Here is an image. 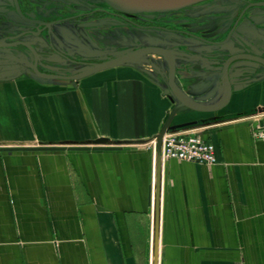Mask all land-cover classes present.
<instances>
[{"label":"crops","instance_id":"1","mask_svg":"<svg viewBox=\"0 0 264 264\" xmlns=\"http://www.w3.org/2000/svg\"><path fill=\"white\" fill-rule=\"evenodd\" d=\"M214 2L190 7L189 31L157 40L176 56L177 90L201 107L226 99L229 56H264V20L229 31L240 4ZM166 15L175 21L145 17ZM141 58L79 81L0 80V264H264V139L253 135L264 66L232 63L230 100L203 112L166 94L169 73ZM188 130L216 146L215 163L161 160L159 135Z\"/></svg>","mask_w":264,"mask_h":264},{"label":"rangeland","instance_id":"2","mask_svg":"<svg viewBox=\"0 0 264 264\" xmlns=\"http://www.w3.org/2000/svg\"><path fill=\"white\" fill-rule=\"evenodd\" d=\"M6 1L7 0H0V5H2L5 9L8 8L10 12L14 14L13 13L15 12L14 4L11 1H7V2ZM40 1L41 0H35L33 5V3L29 4V2L25 0L23 4L25 6L26 12H28L29 14H33V16L36 15L39 17H44V15L47 14V12L45 11H47L51 7L49 11V13H51V19L55 17L61 19V18H68L70 16L76 15L77 13L78 14L85 13L89 11L88 9L85 8L87 6L85 0H81V2H77V3L74 1L71 2L72 0H65V1L46 0V2L49 1L47 3L50 4L46 7V10L43 9L44 6L39 5ZM219 1L221 2L223 1L224 2L223 5L230 4V2H237L236 0H219ZM213 5H217V3L212 1L211 6ZM38 7H41V11H39ZM58 7L61 9H59ZM94 8L112 9L111 5L104 0H98L97 2H94ZM190 13H192V9L188 8V10L184 9L178 12H173L172 14L176 21V20H186V18H188L187 16H189ZM96 16H105V15L95 14L94 17ZM168 17L170 16L166 15L165 19L166 21L170 22ZM206 20H212V19H206ZM216 20L218 19H215V21ZM248 21L251 22V19ZM3 22L4 23L0 24V27L9 28L10 26L9 23L6 20ZM182 22L183 21H178V23H176L175 25L173 24L172 26L171 25L169 26L174 27L175 29H188L190 25L184 27ZM89 23H92V21ZM117 23L118 20L116 19L115 23L112 24L114 25L113 27L116 28V30L120 34H123L124 36L126 35L128 29L132 30L133 32L135 31L131 27H127V26L123 28H119ZM164 25H168V24H164ZM73 26H74L73 23L60 24L56 26L55 28L56 30L54 31L53 34L54 36L52 38L47 33L46 30H44L39 37L32 34L22 36L20 40L31 41L33 48L38 52L39 56H36V54L33 52L31 48H27L23 46L0 49V71L20 68L21 70H25L24 72H28L29 74H34L33 70L28 66L32 65L36 60H38L40 64L44 66L43 70L45 72L59 73V74H73L91 65L92 62L101 61L103 58L104 59L113 58L116 54L125 52L128 48L129 49L135 48L126 45L123 48H117V47L113 48L109 50L110 53H107L108 51L105 52V48H106L105 44L100 40L102 38H98L96 35H93V43H97V45L92 44L88 39L83 40V42L82 40L79 41L78 39H74V37L72 36V34H74V31L70 28ZM10 28L16 29V27H10ZM73 28L75 30V26ZM88 28H93V27L88 26ZM256 29L259 31L258 47L259 48L264 47V44L261 45V42H263L262 40L264 37V21L263 23L259 24ZM20 30L22 29H19V31ZM76 30H78L77 26H76ZM92 31L95 32L96 30H92ZM36 32H38V30H36ZM217 34L219 35V39H222V37L227 34V31L225 30H222L220 32L218 31ZM260 35H263V37H260ZM3 36L4 35L0 34V39ZM254 41L256 43V40ZM60 42H62V44H60ZM79 43L86 44L87 46L86 48H88L89 50H98L99 52L97 53L96 56L86 51H85L86 53L80 54L84 52V48L82 47V45L80 46ZM102 52L104 53L102 54ZM70 58L76 59L79 62L82 61V63H72L70 61ZM222 61L223 60H219L220 63H222ZM139 64L140 65L142 64L149 69L155 70L159 68L163 71H167L168 73L170 71V60L169 58L164 57L163 55H158V54L145 55L141 58ZM216 66L221 67L222 65L217 64Z\"/></svg>","mask_w":264,"mask_h":264},{"label":"flooded vegetation","instance_id":"3","mask_svg":"<svg viewBox=\"0 0 264 264\" xmlns=\"http://www.w3.org/2000/svg\"><path fill=\"white\" fill-rule=\"evenodd\" d=\"M7 1H11L14 4L15 7V12H13L14 14H12L10 12V10L8 8H4L2 5H0V24L4 23L3 21H7L9 23V28H3L0 27V34L4 35L1 39L5 38L6 41L8 42H20L22 36L24 35H35V36H40V34L46 30L47 33L51 36V38L54 36V31L56 30V26L60 25V24H72L75 26V30H74V26L70 27L73 31L74 34H72V36L74 37V39H77L79 36H82L83 39H88L90 42H93V35H96L98 33V28H102L105 30H102V32L104 33L102 35V39L101 41L105 44L108 45L107 48H105V51L107 53H110L109 50L113 49L114 47L117 48H123L126 45H129V47H135L133 49L139 48V47H143V46H160V47H165L167 49H169L170 47H166L167 45H165V42H158L157 40H167V37H165V32H169V31H183V32H187L189 31L188 29H175L174 27H170L169 25H175L176 23H178V21L180 20H176V21H164L162 19L157 20L156 22H154L155 20H147L146 19V15H150L147 13H141V14H129V13H125V12H120L115 10L112 6V9H98V8H94V2H97L95 0H85L87 6L85 7L86 9H88V12L85 13H77L76 15L70 16L68 18H61L58 19L57 17L51 19V13H49L51 7L45 11L47 12V14L44 15V17H39V16H33V14H29L28 12H26L25 10V6H24V1L23 0H7ZM6 1V2H7ZM34 1L35 0H27V2L33 3L34 5ZM65 1V0H62ZM81 2V0H72L71 2ZM212 1L215 0H210L207 2H204L202 4L199 5H204L207 3H210ZM237 2H230V4H234V5H238L240 4V9L239 11L236 13L235 17H234V22L231 24V26L229 27V31L232 30L235 27V24H239L240 21H242V19L244 18H250L254 21L257 20H264V0H236ZM49 2V1H47ZM46 0H41L39 3V5L44 6L43 9L46 10V7L48 5H50L49 3H47ZM256 3H261L259 5H256ZM81 4V3H79ZM198 6V5H195ZM194 7V6H192ZM39 11H41V7H38ZM59 8V7H58ZM83 8V7H82ZM190 8V7H188ZM188 8H185L188 10ZM20 9V11L18 10ZM61 9V8H59ZM184 10V9H182ZM38 11V12H39ZM181 11V10H180ZM83 12V11H82ZM178 12V11H176ZM173 12L170 13H165V14H172ZM12 14V15H11ZM95 14H104L105 16H95ZM4 19V20H3ZM13 19V21H12ZM29 19V20H28ZM106 19V20H105ZM118 20V26L119 28H123L126 27L125 25L128 24H133L137 29V33H135V36L133 38V43H136L135 46L131 45V43L129 44V41H121L120 38V33L112 28H114L112 24L115 23V20ZM178 19V18H177ZM20 20V21H19ZM108 20V21H107ZM239 20V21H238ZM34 21H39V22H34ZM92 23H89L91 22ZM184 27L187 26L188 22L187 21H183L182 22ZM164 24H168V25H164ZM76 26L77 29L76 30ZM88 26H91L93 28H88ZM10 27H16V29L10 28ZM66 27V26H65ZM129 27V26H127ZM88 28V29H87ZM19 29H22L19 31ZM36 30H38V32H36ZM92 30H96L95 32ZM92 31V32H91ZM159 31H162L163 33H159ZM228 33V32H227ZM107 34L106 38L105 35ZM97 36V35H96ZM153 39L150 40V39ZM153 42L151 45L146 44V42L148 41ZM154 41H156L157 43H154ZM168 41V40H167ZM24 42H28L31 43V47H27L24 46L22 44H18L15 46H10V47H2V48H14L17 46H23V47H27V48H31L33 50V52L36 54V56L38 55V52L33 48L32 46V42L31 41H24ZM0 48V49H2ZM132 49V50H133ZM112 52V51H111ZM264 57V56H263ZM70 61L72 63H82L79 62L76 59H71ZM38 63V67L39 69L44 72V73H48L45 72L43 70V67L40 62L38 60H36L34 63ZM29 65L28 67L31 68L33 70V65ZM263 66V65H262ZM28 69V68H26ZM49 69V68H48ZM50 70V69H49ZM23 72L25 70H22ZM33 73L36 74L33 70ZM37 75V74H36Z\"/></svg>","mask_w":264,"mask_h":264},{"label":"water","instance_id":"4","mask_svg":"<svg viewBox=\"0 0 264 264\" xmlns=\"http://www.w3.org/2000/svg\"><path fill=\"white\" fill-rule=\"evenodd\" d=\"M109 3L115 10L125 12L129 14H164L170 12L180 11L182 9L192 7L195 5L202 4L210 0H104ZM261 3H256L259 5ZM20 11V9H18ZM21 12V11H20ZM29 20V19H28ZM39 22V21H34ZM18 44H22L27 47H31V43L20 41V42H8L5 38L0 39V48L10 47ZM150 54L163 55L170 60V71H169V87L165 90L166 94H172L179 102L180 106L189 108L196 111H217L224 107L230 100L232 94V84L230 81L229 69L232 63L238 59H246L256 62L264 66V57L255 53H237L229 56L222 66V74L225 79L228 88V94L226 99L215 106H198L187 101L177 90L176 87V56L170 49L160 46H143L126 53L116 55L113 58L106 60L92 62L91 65L87 66L83 70L73 74H59V73H44L39 67L38 63H34L33 70L41 78L45 79H63V80H74L79 81L87 76H90L96 72L120 66L123 64H132L137 62L141 57ZM23 71L20 68L2 70L0 71V80H9L21 75ZM165 132L159 135V139L162 142V138ZM100 142V141H99Z\"/></svg>","mask_w":264,"mask_h":264},{"label":"built area","instance_id":"5","mask_svg":"<svg viewBox=\"0 0 264 264\" xmlns=\"http://www.w3.org/2000/svg\"><path fill=\"white\" fill-rule=\"evenodd\" d=\"M256 139H264V121L253 129ZM192 161L211 165L217 161L216 146L193 131H169L162 138L161 160Z\"/></svg>","mask_w":264,"mask_h":264}]
</instances>
